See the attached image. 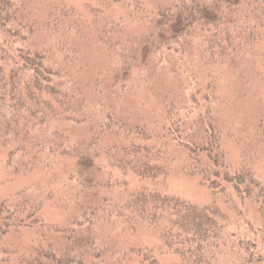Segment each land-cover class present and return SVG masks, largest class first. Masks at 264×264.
I'll return each mask as SVG.
<instances>
[{"label": "trees", "instance_id": "obj_1", "mask_svg": "<svg viewBox=\"0 0 264 264\" xmlns=\"http://www.w3.org/2000/svg\"><path fill=\"white\" fill-rule=\"evenodd\" d=\"M41 6L46 10L39 17L35 8ZM153 9L143 44L114 66V91L132 64L145 65L143 70L153 73L157 58L168 54L171 59L193 44L209 65L232 66L239 54L258 43L253 36L264 38V0H160ZM78 13L66 0H0V158L14 174L51 168L52 158L68 159L69 205L74 209L63 223L49 224L41 196L52 192L43 191L48 185L40 183L0 202V264H160L156 253L171 246L181 264H264V256L257 255L264 252V182L252 169L233 176L219 171L226 168L224 158H216L223 152L220 124L211 119L190 133L180 126L157 131L112 113L86 112V86L99 91L104 76L93 66L90 78L77 77L89 68L69 63V33L110 50L114 38L98 30L99 20L86 27ZM200 22L210 26L202 37L193 32ZM40 39L44 43L38 44ZM119 52L121 57L128 54L124 46ZM123 127L134 135L132 145L125 146L133 158H117L115 153ZM171 137L190 152L181 167L186 175L198 176L221 193L232 187L240 200L260 208L262 223L238 220L229 212L214 216L207 210L215 206L172 196L164 185L169 169L165 160L169 147H175ZM160 149L167 152L161 154ZM152 225L159 232L153 246L151 240L143 244L146 239L125 242L112 236L115 229L118 235H136L138 227L151 234ZM30 233V246L16 248L15 239Z\"/></svg>", "mask_w": 264, "mask_h": 264}, {"label": "rangeland", "instance_id": "obj_2", "mask_svg": "<svg viewBox=\"0 0 264 264\" xmlns=\"http://www.w3.org/2000/svg\"><path fill=\"white\" fill-rule=\"evenodd\" d=\"M66 1L69 6L76 8L78 15L81 16L80 21H85L86 27L93 26L92 23L99 20L101 23L95 24L98 30L104 29L114 38L113 50H110L106 46L101 48L93 40L91 43L80 40L74 31L69 33V57L72 59L69 63L76 67L89 68L85 70L86 74L78 72L77 77L80 80L90 78L93 66L97 69L95 72L103 73L104 76L99 91L90 85L86 86L88 99L85 110L88 114L95 116L112 113L116 118L139 121L142 126L153 130L160 131L164 126L165 130H170L180 126L188 133L194 132L200 122L207 126L213 119L221 126L220 146L223 150L216 158H224L226 165V168H219V171L233 176L237 172L252 169L261 174L264 182V38L253 36L258 43L251 51L239 54L237 56L239 62L232 66L228 63L222 66L209 65L200 56L199 47L193 44L180 50L181 54H174L171 59H168V54L157 58L154 61L153 73L145 72L143 70L145 65L135 67L132 64L129 74L125 75L114 91L112 88L115 87H112L110 80L116 74L115 69L122 64L121 61H127L132 57L133 54L130 52L143 44L145 35L150 30L149 21L153 18V8L160 0H103L104 5L99 0ZM35 9L39 17L46 10L45 6ZM106 21L108 23H105ZM71 26L72 30L76 28L74 25ZM209 28V25L200 22L193 26V32L202 37ZM58 31L63 33V27L60 26ZM83 32L88 38V31ZM37 43L44 41L40 39ZM47 44L55 45L54 42ZM123 46L128 52L125 57H121L119 52ZM73 49L78 52H72ZM77 57L82 60L78 59L80 61L78 62ZM173 100L175 104L171 107ZM172 108L175 110L171 115ZM120 132L126 137L121 136L122 143L115 150L117 158H133L129 156L128 149L127 154L125 151V146L132 145L130 139L134 135L128 134L132 130L123 127ZM175 141L171 137V143L173 142L175 147H169V156L165 160L169 169L164 178L165 188L172 196L199 206L204 204L215 206L214 210L210 208L207 210L213 211L214 216L222 215L220 211L229 212L238 220L243 217L250 219L253 224L262 223L260 208L250 200H240L232 187L227 186V191L221 193L222 190H216L209 182L201 180L198 176L186 175L181 167L186 158H190V152L184 149L183 144L178 145V141ZM158 142V145H161V141ZM159 152L164 154L167 150L160 149ZM110 155L113 157L112 152ZM52 159L55 164L51 168L41 166L27 174H14L5 168L4 158H0V202L10 200L9 198L15 199L17 192L22 188L38 183L47 184L48 186H42V189L52 194L41 196L44 219L49 224L63 223L68 219L71 211L74 212L72 205H69L70 183L67 167L69 161L66 158ZM219 162L222 164V161ZM107 168L108 164L104 160V174ZM225 196L230 197L229 201ZM19 202L21 201L18 200L17 203ZM109 230H112L111 225ZM150 231L151 234L138 227L136 235L126 236L118 235V229H115L116 234L113 232L112 236L125 242L130 239L131 241L146 239L143 244L151 240L153 246L159 239V232L153 225ZM31 237V233L29 237L20 234L13 244L16 248H28ZM174 249L171 246L166 248L163 254L156 253L160 264H181ZM206 249L204 244L203 251L207 252ZM257 255L264 256V252L258 251Z\"/></svg>", "mask_w": 264, "mask_h": 264}]
</instances>
